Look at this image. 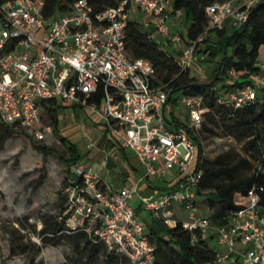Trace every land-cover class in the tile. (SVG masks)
<instances>
[{
	"label": "built area",
	"instance_id": "1",
	"mask_svg": "<svg viewBox=\"0 0 264 264\" xmlns=\"http://www.w3.org/2000/svg\"><path fill=\"white\" fill-rule=\"evenodd\" d=\"M261 1L215 2L205 10L204 31L185 42L170 22L182 17L181 11H173V0H116L98 11L86 0H77L68 12L52 18L42 15V0H0V124L42 142L54 133L51 124L41 122L44 102L95 111L143 168L132 187L114 191L93 168L74 166L63 187L67 234L81 231L131 264H154L155 247L132 201L139 197L141 182L171 172L180 189L154 200L139 197L146 211L167 228L181 226L192 243L207 238L216 251L213 264H264V212L254 189L237 199L240 208L220 224L213 222L212 213L193 214L201 172L194 166L197 149L191 136L199 134L209 112L204 97L180 94L171 107L170 90L155 80L153 66L126 50V27L132 21L149 38L168 46L182 71L202 79L203 42L215 30L242 27ZM258 72L238 89L220 91L217 103L237 109L254 102L257 89L264 87V65ZM248 74L231 69L225 82L232 84ZM179 106L186 114L184 123L174 111ZM173 204L185 206V219L175 216Z\"/></svg>",
	"mask_w": 264,
	"mask_h": 264
},
{
	"label": "trees",
	"instance_id": "2",
	"mask_svg": "<svg viewBox=\"0 0 264 264\" xmlns=\"http://www.w3.org/2000/svg\"><path fill=\"white\" fill-rule=\"evenodd\" d=\"M42 15L52 18L69 11L77 0H42ZM95 10L112 7L116 0H86ZM220 0H173V11H181L185 42L195 40L207 25L206 8ZM181 23V22H180ZM208 41L211 45H208ZM202 53L207 59L220 58L211 82L199 81L187 71H182L176 57L161 49L158 44L148 37L138 24L128 21L126 27V50L132 58L147 60L155 70V80L165 84L170 90L171 98L168 103L176 104L180 94H198L204 97L209 112L205 115L201 131L191 136L196 143V170L201 172L195 189L196 195L205 196L207 208L212 211L211 219L220 224L229 213L240 206L236 201L240 196L254 189L259 197V207L264 212V87L256 91V100L242 108H230L217 103L220 91L236 90L246 83L248 75L228 84L225 82L231 69L253 73L257 70L256 59L260 47H264V0L252 9L247 22L240 28H224L215 30L203 42ZM96 104L99 103L98 96ZM45 111L51 118L54 130L57 128L58 106L54 101L44 102ZM56 115V116H55ZM173 118V113L170 112ZM221 136L231 139L240 145L241 153L228 150L213 160L203 157L201 134ZM18 134L4 128L0 124V137L7 139L10 135ZM61 141L65 143L63 139ZM68 159L64 160L58 152L36 145V148L54 153L63 160L66 174L69 167L79 160V153L74 145L66 144ZM65 174V175H66ZM178 182L171 188H175ZM65 186V179L63 187ZM59 210L54 216L40 218L44 245L67 243L76 258L85 257L90 264H98L102 259L105 264H120L124 257L108 252L100 242L93 241L81 231L67 234L63 219L66 212V197L64 192L58 194ZM60 218V219H59ZM167 237L159 238L156 231L150 229L147 236L155 247L154 264H213L215 249L209 245L207 238H198L192 243L189 234L181 226L166 228ZM122 261V260H121Z\"/></svg>",
	"mask_w": 264,
	"mask_h": 264
},
{
	"label": "rangeland",
	"instance_id": "3",
	"mask_svg": "<svg viewBox=\"0 0 264 264\" xmlns=\"http://www.w3.org/2000/svg\"><path fill=\"white\" fill-rule=\"evenodd\" d=\"M180 22L176 29L184 33L183 22ZM154 41L164 51L172 53L168 46L161 45L159 38L155 37ZM219 59L205 58L202 63L205 72L199 81H212ZM256 63H264L263 46L258 50ZM174 111L181 123L186 122L185 111L180 106ZM56 115L58 123L54 130L51 118L43 111L42 124H51L54 131L46 141L38 142L20 132L5 140L0 137V264H90L85 257L76 258L67 243L44 245L42 237L38 235L42 228L40 218L54 216L59 210L61 201L58 194L63 190L66 172L63 160L54 153L37 149L36 145L58 152L64 160L68 159L66 144L74 145L80 157L78 163L84 164L91 159L85 149L87 146L93 147L94 141V136L88 131L92 126L88 119L92 116L90 111L84 113L79 107L69 106ZM83 131L89 134L88 137H82ZM100 134L97 133L96 137L99 138ZM201 138L206 160L211 161L228 150L241 153L240 145L231 139L205 133L201 134ZM172 177L171 172H163L155 183L161 189H168ZM194 202L196 207L193 214L206 216L209 210L205 196L195 194ZM187 213L189 211L185 212V216ZM139 219L146 226L155 228L159 238L167 237L166 227L159 221L153 222L147 212L140 213ZM121 260L120 264H131L125 257ZM98 264L105 263L101 259Z\"/></svg>",
	"mask_w": 264,
	"mask_h": 264
},
{
	"label": "crops",
	"instance_id": "4",
	"mask_svg": "<svg viewBox=\"0 0 264 264\" xmlns=\"http://www.w3.org/2000/svg\"><path fill=\"white\" fill-rule=\"evenodd\" d=\"M220 1H225V0H220ZM181 18L174 19L172 17L170 19V22L176 28L180 25ZM262 65H264V63L262 64L256 63L255 66L257 70L253 73L248 74L246 81L251 79L250 78L251 76H256L257 74H259L258 71ZM55 103L58 106L57 112L61 111L62 108H64L65 110L66 106H64V104L60 102H55ZM71 107H76V106H71ZM82 111L84 113H86L87 111H90L92 114L91 118H88L91 121V125H92L91 128L88 129V131L90 135L94 136V141L92 144L93 147L87 146L86 149L84 148L85 151L88 154H90L91 159L84 164H79L78 162H76L75 164L69 167L68 169L69 172L72 171V169L76 165H81L85 168L91 167L95 171L98 172L102 183L107 188L117 191L123 187H132L133 184L136 182L138 176L143 171V168L138 163L137 158L131 151L126 149L120 141H118L112 136L111 126L101 117V115L98 112L91 111V110H82ZM100 132H101L100 134L101 136L97 138L96 135L97 133H100ZM88 135H89L88 133H85L83 131L82 133L83 138L88 137ZM172 175H173L172 177L173 179L169 181L170 184H169L168 189L159 188L158 184L155 183V180H157L155 178H148L146 181L141 182L138 185L139 197L146 198L149 200H154V199H157L161 194H163L166 191L175 190L174 188H171V186L177 183L178 180L175 179L176 178L175 174H172ZM176 187L180 189L179 183ZM139 197L134 198V200L132 201V207L134 209L137 219H139L140 213L147 212L151 216V219L153 220V222L154 221L161 222L159 219L154 217L150 212L145 210V206L142 204ZM195 207H196V204H195ZM172 211L175 214V216L180 219H185L187 217L185 216V212H188V211L183 204H173ZM211 213L212 211L209 210L206 216H209ZM206 216H197V217H206ZM140 221L144 223L142 219ZM150 229H153L154 231H156L155 228L145 225L146 234L149 233Z\"/></svg>",
	"mask_w": 264,
	"mask_h": 264
}]
</instances>
